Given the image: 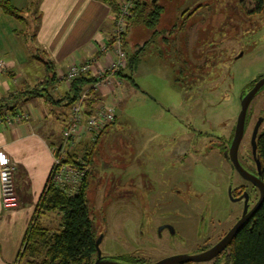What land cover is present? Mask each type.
<instances>
[{
	"label": "rangeland",
	"instance_id": "374dc122",
	"mask_svg": "<svg viewBox=\"0 0 264 264\" xmlns=\"http://www.w3.org/2000/svg\"><path fill=\"white\" fill-rule=\"evenodd\" d=\"M158 4L164 8L158 34L139 54L135 85L128 81L122 113L112 124L116 133L107 134L104 150L90 163L87 196L95 239L103 256L128 264L197 254L235 224L242 205L231 199V183L250 186L220 151L235 131L243 93L264 76V9L248 14L255 0ZM131 33L126 45L133 54L145 36ZM33 34L30 26L4 36L10 51L0 50V56L37 83L43 71L32 56L44 55ZM69 111L62 104L46 120L62 131ZM248 113L241 147H249L260 118L264 130V88Z\"/></svg>",
	"mask_w": 264,
	"mask_h": 264
},
{
	"label": "crops",
	"instance_id": "0c3cea01",
	"mask_svg": "<svg viewBox=\"0 0 264 264\" xmlns=\"http://www.w3.org/2000/svg\"><path fill=\"white\" fill-rule=\"evenodd\" d=\"M121 1L117 0L118 4ZM0 2H8L14 8L23 11L25 18V22H22L0 7V50L4 54L10 51L8 47L4 49V36L8 38L15 32L32 26L36 34L35 39L40 46L39 50L44 55L42 59L53 63L57 78L71 63H82L92 57L101 56L99 46L110 41L117 13L112 5L101 0H0ZM136 29L135 34L134 30L132 33V30H129L131 37L143 35L145 41L153 38L151 31L145 26H138ZM4 54L0 56V104L28 84L41 83L48 75L43 60L34 55L32 58L40 65L38 68L43 71V76L41 77L40 72L38 82L31 83L28 78L25 79L23 70L17 63L3 59ZM101 57L99 63L104 64L108 57L104 55ZM1 64L4 67H1ZM130 73L128 69L124 70L119 76L120 85L105 88L97 95L98 99L110 104L115 112L116 121L118 115L122 113V103L128 96L129 79L125 75ZM57 81V86L51 93L55 99H60L69 86L58 79ZM59 107L60 105H51L45 98L37 97L21 108V112L29 114V120L11 125L0 120V158L3 154L7 155L14 165L19 199L17 208L4 210L0 185V264L16 263L27 230L50 178L53 167L51 147L53 143L60 142L62 131L55 129V121L47 122L46 118L49 115L53 118ZM67 123L68 121L64 123V127ZM115 130V126L110 125L104 131L93 150L92 157L104 150L107 134H114ZM80 149H83V146L79 147L78 151ZM60 217L58 211H46L41 214L40 222L45 228L54 230L59 227Z\"/></svg>",
	"mask_w": 264,
	"mask_h": 264
},
{
	"label": "trees",
	"instance_id": "16d2710c",
	"mask_svg": "<svg viewBox=\"0 0 264 264\" xmlns=\"http://www.w3.org/2000/svg\"><path fill=\"white\" fill-rule=\"evenodd\" d=\"M101 1L112 5L111 7L114 9V11L117 12L119 10V4L117 0ZM158 1L151 5H149L148 2L143 3L141 0L135 1V6L132 10V17L128 25L127 33L124 36L123 47L127 55V66L124 70L128 69L131 72L130 75L128 74L125 76L131 83H133V85H135L133 74L140 58L139 54L146 49V46L151 40L145 41L142 45H140L139 49L135 53L130 54L126 48L127 36L130 33V28L135 24L134 21L137 22L136 26H145L147 29H149L153 37L158 34L157 25L160 21L162 13L164 12V8L158 4ZM255 2L256 9L253 11H248L249 15L262 12L264 9V0H255ZM0 7H2L3 10L10 16L25 22L23 11L14 8L8 2H0ZM32 20L37 21L36 19ZM32 37L36 38L35 32ZM111 40L112 37L110 41ZM99 52L101 56L104 55L100 50ZM101 56H95V58L99 60L102 58ZM36 57L40 58L39 56ZM42 60L47 67V78L36 85L28 84L25 88L17 91L16 94H11L9 96V100L6 99L3 101V103L0 104V120L3 122H5V118L7 116H15L20 113L22 110L21 108L24 105L37 97L45 98V101L49 102L51 105L61 106L64 104V106H67V108L70 110L71 106L80 96V94L86 88L90 87L96 82V79L91 74L82 75L72 82L71 86L62 96V98L55 99L53 93L51 92L57 86V73L53 69L52 62L44 59ZM124 70L119 72L118 76L122 75ZM260 78L261 77L257 78L249 86V88L243 93V96L246 95V93L253 87L255 82H257ZM93 104L94 101L91 100L89 102V108H92ZM250 119L251 118L248 114L246 129ZM233 135L234 130L232 132L231 138L226 139V145L221 149V154L224 155V151H228ZM63 142L64 140L61 139L60 142L53 143L51 149L54 147H61ZM256 143L257 153L255 159L260 162V173L257 170L256 160L252 154V146L250 143L248 144L249 147H245L244 145L241 147L239 152L240 161L242 165L244 164L246 166L244 167L250 172L255 173L256 175L260 174V179L264 182V130L259 133ZM97 144L98 142L95 143L89 149V151L83 150V155L86 161H88L89 172L84 178L80 191L77 194L69 197L59 188L51 185L50 179L48 180L46 188L43 191L37 206L34 218L27 230L23 246L20 250L16 263L94 264L95 260L97 259V257L95 258V256H97L96 239L93 233V226L89 218L87 189L89 185V177L91 175V158L93 150ZM215 147L218 148L219 145L215 144L214 148ZM80 153L81 150L78 151L77 154L79 155ZM77 154L74 156L71 155L67 162L77 165L75 161L78 157ZM240 188L241 187L237 188V190H233L234 197L241 194L240 192L237 193ZM249 196L252 199L251 203H253L257 198V194H255L254 190L249 192ZM52 210L58 211V213L61 215L59 227L54 230L45 228L40 222L41 214L43 212ZM223 234L220 236V238L223 236ZM214 264H264V202L255 213L254 217L251 218L237 233L231 244L219 256L216 257Z\"/></svg>",
	"mask_w": 264,
	"mask_h": 264
},
{
	"label": "built area",
	"instance_id": "2783aa9c",
	"mask_svg": "<svg viewBox=\"0 0 264 264\" xmlns=\"http://www.w3.org/2000/svg\"><path fill=\"white\" fill-rule=\"evenodd\" d=\"M136 0H122L115 15L112 40L99 46V50L107 58L102 64L97 58H90L82 63L73 62L66 71L60 72L59 82L71 86L72 82L82 75L91 74L96 82L86 88L70 108L68 123L62 130L63 145L51 149L53 167L50 183L59 188L69 197L80 191L81 184L89 172L83 150L89 149L98 142L103 131L116 121L111 107L97 95L105 88L120 85L119 72L127 66V55L124 50V36L132 17ZM102 60V59H101ZM1 67H4L1 64ZM93 100L92 108L89 102ZM29 114L20 112L15 116H7L5 122L9 125L29 120ZM83 146L78 155L79 147ZM78 155L77 165L67 162L71 155ZM14 165L7 155L0 158L1 203L4 210L15 209L19 206L14 177ZM19 264V263H16Z\"/></svg>",
	"mask_w": 264,
	"mask_h": 264
},
{
	"label": "water",
	"instance_id": "95a60500",
	"mask_svg": "<svg viewBox=\"0 0 264 264\" xmlns=\"http://www.w3.org/2000/svg\"><path fill=\"white\" fill-rule=\"evenodd\" d=\"M158 0H152V3H156ZM264 87V77L260 78L255 85L246 93V95L242 96L241 98V110L237 118L234 136L231 141L228 156L229 160L232 164V167L236 172L247 182H250L253 186H255L259 190V198L255 205L249 210L248 209V201H249V194L248 192L244 193L245 197V206L241 217L236 221V223L231 227V229L220 239L213 247L210 249L197 253L194 255H176L169 258L162 259L156 263L152 264H183L189 262H208L212 259L219 256L233 241L237 233L246 225V223L254 217L255 213L258 209L262 206L264 202V182L260 179V174L256 175L246 168L240 162L239 159V150L241 143L243 141L245 131H246V122L247 116L249 112V107L257 95V93ZM263 123V118H260L256 123L252 136H251V146H252V154L254 159L256 158L257 153V137L259 135L260 126ZM256 160L257 170L260 173V162ZM230 197H232L231 190H230ZM100 244L101 240H96V253L97 259L95 260L94 264H128V263H121L119 261L112 260L103 254L100 251Z\"/></svg>",
	"mask_w": 264,
	"mask_h": 264
},
{
	"label": "flooded vegetation",
	"instance_id": "af4514ba",
	"mask_svg": "<svg viewBox=\"0 0 264 264\" xmlns=\"http://www.w3.org/2000/svg\"><path fill=\"white\" fill-rule=\"evenodd\" d=\"M262 77H264V76H261V78ZM256 83V82H255ZM255 85V84H254ZM253 85V86H254ZM264 88V87H263ZM262 88V89H263ZM249 114V113H248ZM250 121H251V119H250ZM249 121V122H250ZM260 132V131H259ZM233 139V138H232ZM232 141V140H231ZM242 144V143H241ZM250 145H251V141H250ZM230 147V146H229ZM240 150H241V146H240ZM240 150H239V152H240ZM228 151H229V149H228ZM228 151L227 152H225L224 151V157L226 158V160L229 162V165L231 166V170H234V168L232 167V164H231V162H230V160H229V156H228ZM239 159H240V154H239ZM241 162V161H240ZM242 164V163H241ZM245 165L243 164V167H244ZM246 167V166H245ZM244 167V168H245ZM235 172H236V170H234ZM249 171V170H248ZM237 173V172H236ZM255 174V173H254ZM239 175V174H238ZM240 176V175H239ZM233 179H231V181H232ZM243 181H245V180H243ZM247 182V181H246ZM248 184H249V186H250V188L248 189L244 184H236L234 181L231 183V186H230V190H231V194H232V197L233 198H231V199H233V201H238L241 205H242V212H241V214L237 217V218H235L236 220H238L240 217H241V215H242V213H243V210H244V206H245V197H244V193L245 192H248V194H249V192L250 191H253L254 190V192H255V194H257V198H256V200L253 202V203H251V198H250V196H249V201H248V209L250 210L254 205H255V203L257 202V200H258V198H259V190L255 187V186H253L250 182H247ZM239 187H241L238 191H237V193H241L240 195H237L236 197H234L233 196V190L235 189V190H237V188H239ZM236 223V222H235ZM227 232H225V234H226ZM225 234H223V236L225 235ZM223 236L220 238V239H222L223 238ZM219 239V240H220ZM218 240V241H219ZM217 241V242H218ZM216 242V243H217ZM216 243H212V244H206V245H204V246H202L203 248H201L200 249V251L198 252V253H201V252H204V251H206V250H208V249H210L211 247H213ZM215 261H216V258H214V259H212L211 261H208V263L209 262H213V264L215 263ZM202 263H207V262H202ZM182 264V263H181ZM183 264H201V263H196V262H189V263H183Z\"/></svg>",
	"mask_w": 264,
	"mask_h": 264
}]
</instances>
